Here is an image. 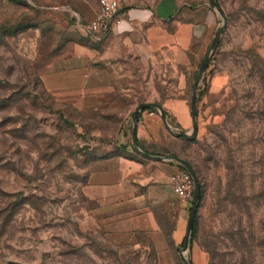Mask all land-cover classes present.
I'll list each match as a JSON object with an SVG mask.
<instances>
[{
    "label": "rangeland",
    "instance_id": "obj_1",
    "mask_svg": "<svg viewBox=\"0 0 264 264\" xmlns=\"http://www.w3.org/2000/svg\"><path fill=\"white\" fill-rule=\"evenodd\" d=\"M216 1L223 18L205 0L216 13L205 45L139 62L135 79L113 82L112 97L78 108L46 88L42 71L69 41L86 44L89 37L46 18L40 0H0V264H184V257L192 264H264V0ZM96 3L76 2L85 14L67 7L85 22ZM208 52L195 90V137L164 127L162 145L147 147L183 158L201 174L196 233L182 249L192 200L175 195V240L163 205H152L165 251L143 230L112 235L97 201L83 192L90 166L119 152L125 122L131 139L138 104L181 101L190 111ZM167 113L172 129H182Z\"/></svg>",
    "mask_w": 264,
    "mask_h": 264
},
{
    "label": "crops",
    "instance_id": "obj_2",
    "mask_svg": "<svg viewBox=\"0 0 264 264\" xmlns=\"http://www.w3.org/2000/svg\"><path fill=\"white\" fill-rule=\"evenodd\" d=\"M81 1L84 0H40L46 18L61 28L70 24L87 36L76 22L80 14L70 9V5L80 9L76 2ZM97 8L98 3L88 15ZM124 8L132 17V25L124 23L97 41L89 38L91 41L86 44L72 39L43 69V82L56 97L70 100L78 108H83L85 101L87 105L101 104L116 91L114 81L135 79L133 67L137 63L153 62L168 54L186 55L193 43L205 45L216 20L214 9L205 0H153ZM80 12L85 14L81 9ZM162 108L172 113L183 130L188 128L191 116L185 102L170 101L162 104ZM152 110L149 113L145 108L139 113L136 138L141 150L164 159H151L134 152L125 122L117 135L119 152L106 154L90 166L83 192L97 201L103 224L112 235L143 230L149 233L157 250L165 251L167 239L152 205H163L171 219L175 240L179 234V227L173 226L176 199L168 175L179 169L180 163L166 157L165 152L147 148L162 145L164 137L167 138L159 114L155 108Z\"/></svg>",
    "mask_w": 264,
    "mask_h": 264
},
{
    "label": "water",
    "instance_id": "obj_3",
    "mask_svg": "<svg viewBox=\"0 0 264 264\" xmlns=\"http://www.w3.org/2000/svg\"><path fill=\"white\" fill-rule=\"evenodd\" d=\"M208 2L214 9H216V11L223 18V12H222L218 2L216 0H208ZM223 27H224V23L221 26H219L216 29V31L214 32V35H213V37L209 43V52L216 46V43L219 39V36L222 32ZM209 52L204 57L202 64L200 65V67L197 71V74L195 76L194 83L192 86V95H191V100H190L191 130L189 132H187L183 129H180L177 131L173 130L172 127L168 124L164 110L160 106L159 103H157V102H142L135 107V109L133 110V112L131 114L132 121H133L131 136H132V146H133L134 152H136L137 154H140L142 156H145L147 158H151V159H156V160L164 159V157H162V156H154V155H151L149 153H146L143 150H141L138 146V141L136 138V123L138 121L139 112H141L145 108H155L158 111V114L160 116V119H161L164 127L168 131L173 133L174 135L182 136L188 140H191L195 137L196 128H197V126H196L197 122H196V94H195V90H196V85H197V82L200 78V75L206 66V63H207V60L209 57ZM171 159H173V160L177 161L178 163H180L181 165H183L186 168V170L189 171V173L191 174L192 179H193V195H192V199H191L192 200V207H191V212H190L188 222H187L184 244L182 247V249H185L187 242H188V239H189L190 232H191L192 227H193L194 218H195V211H196L197 203L199 200V184H198L197 175H196L194 169L183 158H180L178 156H171ZM184 264H192V263L184 257Z\"/></svg>",
    "mask_w": 264,
    "mask_h": 264
},
{
    "label": "built area",
    "instance_id": "obj_4",
    "mask_svg": "<svg viewBox=\"0 0 264 264\" xmlns=\"http://www.w3.org/2000/svg\"><path fill=\"white\" fill-rule=\"evenodd\" d=\"M76 22L90 39L97 41L114 32L124 23L132 25L133 20L118 0H98V8L94 17L85 23L76 16ZM149 113H153V111H149ZM168 181L173 193L182 201L186 202L192 199L193 179L188 170H176L169 175Z\"/></svg>",
    "mask_w": 264,
    "mask_h": 264
},
{
    "label": "trees",
    "instance_id": "obj_5",
    "mask_svg": "<svg viewBox=\"0 0 264 264\" xmlns=\"http://www.w3.org/2000/svg\"><path fill=\"white\" fill-rule=\"evenodd\" d=\"M161 106V105H160ZM149 109V111H154V110H152L153 108H148ZM164 110V109H163ZM164 113H165V115H166V118L168 117V113L164 110ZM161 154V153H160ZM165 156L166 157H171V156H176V155H174V154H171V153H169V152H165ZM192 168H193V165L189 162V161H187V160H185ZM178 167H179V169H186L183 165H181V164H178ZM194 169V171H195V173H196V175H197V179H198V184H199V200H198V203H199V201H201L202 199H203V197H204V190H205V188H204V186H203V180H202V176H201V174L195 169V167L193 168ZM8 216V215H7ZM197 219L196 218H194V223H193V227H192V232H191V235H193V234H195L196 233V231H197ZM183 241H184V238H183Z\"/></svg>",
    "mask_w": 264,
    "mask_h": 264
}]
</instances>
